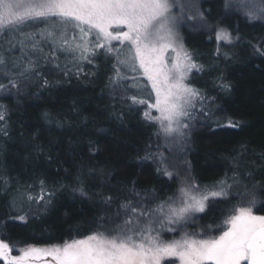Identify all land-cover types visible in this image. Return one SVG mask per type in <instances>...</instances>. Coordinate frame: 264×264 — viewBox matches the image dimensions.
Wrapping results in <instances>:
<instances>
[{
  "label": "snow or ice",
  "instance_id": "6c2138e0",
  "mask_svg": "<svg viewBox=\"0 0 264 264\" xmlns=\"http://www.w3.org/2000/svg\"><path fill=\"white\" fill-rule=\"evenodd\" d=\"M223 8L227 15L264 25V0H224ZM198 19L204 20L203 12L183 0H0V34L11 37L4 42L6 47L0 45V92L11 95L15 90L19 96L37 85L52 89L73 77L95 79L103 66L109 97L129 112L147 105L143 118L158 124V135L183 137L195 112L212 121L213 132L239 129L243 122L227 114L213 120L220 105L207 104L213 98L187 83L190 73L203 71L204 66L185 49L178 29L185 20ZM216 39L234 45L242 37L219 27ZM249 44L251 55L264 59V41ZM87 66L91 67L86 72ZM46 70L64 79H49ZM216 85L226 95L234 90L223 74ZM148 86L151 92L145 98L142 94ZM153 109L158 115L152 114ZM72 111L80 115L75 101ZM44 118L57 128L69 124L59 114L45 112ZM7 119L8 109L0 104V134L4 136L9 134L3 126ZM89 151H93L91 141ZM144 159L157 156L146 153ZM232 163L231 175L225 172L211 185H201L189 175L164 198L154 189L137 191L135 186L122 189L128 193L122 198L97 192L105 210L94 231L62 244L27 245L18 249L19 255H12V247L0 239V260L4 264H264V215L255 214L258 203L264 204L260 199L264 187L252 182L251 171L241 173L236 157ZM157 171L172 176L166 168ZM76 179L72 191L88 196L83 180ZM67 187H49L41 179L36 193L34 185L17 182L9 208L19 207L23 214L10 219L26 224L30 214L47 210L57 191ZM0 189L10 190L5 175H0ZM232 199L238 203L231 205L222 223L208 224L198 232L181 231L196 214L205 213L210 203ZM216 231L220 234L209 235ZM46 257L51 260L45 261Z\"/></svg>",
  "mask_w": 264,
  "mask_h": 264
},
{
  "label": "trees",
  "instance_id": "16d2710c",
  "mask_svg": "<svg viewBox=\"0 0 264 264\" xmlns=\"http://www.w3.org/2000/svg\"><path fill=\"white\" fill-rule=\"evenodd\" d=\"M223 3L224 0H199L197 6L212 29H184L181 36L194 61L204 66L203 71L190 73L187 83L213 98L207 104L220 105L213 120L227 114L243 122L239 129L213 132L212 121L195 112L196 118L183 130L184 136L172 148L163 147L158 125L143 118L145 105L129 112L123 103L109 97L105 89L107 70L103 66L95 79L82 77L78 81L73 77L52 89L37 85L19 96L15 90L11 95L0 92V104L8 109L3 126L9 133L0 134V175L10 179V190L0 189V239L12 247H24L82 238L96 229L105 210L95 193L103 191L122 198L128 195L122 189L135 186L137 191L154 189L159 198H164L189 175L201 185H211L225 172L231 175L233 157L242 174L251 171L252 182L264 187V59L253 57L249 44L264 41V25L225 14ZM219 27L233 35L238 32L241 42H218ZM4 37L0 34L1 39ZM46 74L49 79H64L47 70ZM221 74L234 86L231 94L217 87L216 79ZM142 95L145 97V93ZM74 101L80 109L79 116L72 111ZM45 112L59 114L69 124L57 128L45 120ZM90 141L93 151H89ZM146 153L156 154L157 159H144ZM158 167L166 168L171 178L158 172ZM77 176L83 180L88 196L72 191ZM41 179L49 187H69L57 191L47 210L41 208L30 214L26 224L10 219L23 214L19 207L9 208L16 183L32 184L38 193ZM234 202L235 199L210 203L196 220L202 226L220 224ZM255 214L264 215V204Z\"/></svg>",
  "mask_w": 264,
  "mask_h": 264
},
{
  "label": "rangeland",
  "instance_id": "374dc122",
  "mask_svg": "<svg viewBox=\"0 0 264 264\" xmlns=\"http://www.w3.org/2000/svg\"><path fill=\"white\" fill-rule=\"evenodd\" d=\"M183 2L184 3H189V4L194 3V4L198 5L199 0H183ZM198 27H203V28H205L207 30H211L212 29V27H210V24H208L204 20L203 21H200L199 19L196 20V21L185 20L182 23V26H180L179 29H178L180 37H181V40H182V36H181L182 35V31L184 29L192 30L193 28L196 29ZM9 39H11V37L10 36H6V35L2 39L0 38L1 45H4L6 47L4 42L6 40H9ZM114 43H117V42H114ZM172 55H174V54H172ZM140 82L142 84H144V85H147V81L146 80L141 79ZM150 92H151V89H150V86H148L147 87V91L145 92V98H148V93H150ZM151 100H152V102H154V96L151 97ZM145 106L147 108V105H145ZM152 114L153 115H158V113L154 109L152 110ZM188 123H189V121H188ZM178 139H179V137H177L175 134L173 136H171V137H165L163 134H159L160 144H162L163 147H166V148H172L176 144V141H178ZM184 179L185 178H183L182 180H184ZM180 184L181 183H179V185ZM260 199H261V197H260ZM261 200H264V199H261ZM236 203H238L237 199H235L234 204H236ZM260 205L261 204L258 203L257 209L259 208ZM198 214H196V216H198ZM202 227L203 226L199 223V221L194 219V220H191L190 222H188L186 225H184V227L181 229V231H187V232H190V233L198 232V231L201 230ZM221 230H223V229H221ZM219 234H220V231H216L214 233H209V235H219ZM179 235H180V232H177L176 236L179 237ZM169 238H171V234H169ZM10 247H12V246H10ZM20 248H23V246H21V247H12L13 251H12L11 254L12 255H19L20 253H19L18 249H20ZM50 260H51L50 257H46L45 258V261H50ZM0 264H4V262L2 260H0ZM41 264H43V262H41Z\"/></svg>",
  "mask_w": 264,
  "mask_h": 264
}]
</instances>
